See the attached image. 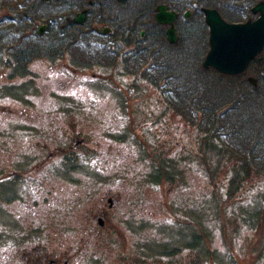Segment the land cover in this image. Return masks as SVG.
Segmentation results:
<instances>
[{"label":"rangeland","instance_id":"rangeland-1","mask_svg":"<svg viewBox=\"0 0 264 264\" xmlns=\"http://www.w3.org/2000/svg\"><path fill=\"white\" fill-rule=\"evenodd\" d=\"M69 57L35 60L23 76L0 71V264H33L28 258L37 250L44 253L43 247L50 254L71 247L68 255L71 260L75 255L77 264H88L94 254L109 264H133L134 254L151 256L147 246L133 248L135 233L154 231L150 227L180 251L175 264H188V255L198 252L194 244L216 234L221 215H215L211 193L225 189V179L220 176L212 188L193 166L184 167L179 182L147 184L153 164L140 150L146 140L154 145L145 152L167 157L176 151L177 159L183 150L196 153L194 130L170 110L163 114V104L147 83H137L135 91L134 77L103 64L73 68ZM107 193L118 206L106 208L109 215L98 230L96 215L107 207L99 206ZM224 215L236 253L207 264H255L246 253L253 244L262 251L264 235H251L243 218H234L241 214L233 201ZM259 258L264 264V250Z\"/></svg>","mask_w":264,"mask_h":264},{"label":"trees","instance_id":"trees-1","mask_svg":"<svg viewBox=\"0 0 264 264\" xmlns=\"http://www.w3.org/2000/svg\"><path fill=\"white\" fill-rule=\"evenodd\" d=\"M260 1L0 0V71L10 69L12 76H23L31 62L55 60L64 55L70 56L67 63L73 68L83 64L82 69L86 70L90 64H103L106 69L134 77L135 91L137 83L154 88L158 102L163 104V114L170 110L194 130L190 134L195 140L196 153L183 150L177 159L176 151L167 157L161 151L154 155L145 152V148L154 145L152 139L140 147L143 159L153 164L145 178L152 187L181 181L184 167L193 166L196 174H202L212 188L220 176L225 179V189L221 187L211 193L215 215H221L216 234L202 237L194 244L198 252L194 250L192 257L188 255V264H207L211 258L217 263L226 254L230 258L236 253L234 235L228 240L227 228L223 226V221H228L224 213L229 201H233V208H238L241 214L233 215L234 218H243L242 226L253 231L251 235H264V47L243 74L224 75L202 66L209 50L208 27L202 10L215 9L226 22L245 23L253 19L251 9ZM159 5L178 15L174 22L175 43L167 40V26L155 20ZM83 11L84 22L75 23L74 18ZM187 11L192 12L188 19L184 17ZM40 24L46 25L42 34L37 32ZM99 26L110 28V33L95 32L94 28ZM93 38V43L87 42ZM247 76L256 78V88ZM150 229L154 231L144 229L135 233L133 248L147 246L151 254L149 258L144 256L147 261L175 264L180 251L172 242L167 244L165 234L158 228ZM147 233L163 237L155 240ZM259 245L262 251L253 249V244L246 253V258L255 264H260L264 239ZM162 247L165 250L155 254L154 250ZM140 259L143 257L135 256L136 261ZM88 264L108 263L96 255Z\"/></svg>","mask_w":264,"mask_h":264},{"label":"water","instance_id":"water-1","mask_svg":"<svg viewBox=\"0 0 264 264\" xmlns=\"http://www.w3.org/2000/svg\"><path fill=\"white\" fill-rule=\"evenodd\" d=\"M253 12L260 13L257 20L244 24H231L226 22L214 9L202 10L205 24L209 29V51L202 63L204 69L213 68L226 75H236L245 70L247 64L264 46V2L256 5ZM184 16L188 18L189 12H186ZM84 17L85 12L83 11L74 18V22L81 24ZM154 17L157 23L168 26L167 40L169 43H175L177 37L173 23L177 14L168 10L167 6L159 5ZM43 30L44 26H40L38 33H42ZM100 31L108 34L110 29L104 27ZM250 83L256 87L253 79H250Z\"/></svg>","mask_w":264,"mask_h":264},{"label":"flooded vegetation","instance_id":"flooded-vegetation-1","mask_svg":"<svg viewBox=\"0 0 264 264\" xmlns=\"http://www.w3.org/2000/svg\"><path fill=\"white\" fill-rule=\"evenodd\" d=\"M262 2V1H261ZM85 12V11H84ZM252 14L255 15L254 18L252 20H250V22H253V20H256L259 16V13H254L253 10H252ZM85 16H86V13H85ZM85 20V17L83 19V22ZM82 22V23H83ZM104 27H95L94 30L95 32H101L100 29H102ZM44 29H46V25H44ZM99 30V31H97ZM102 33V32H101ZM110 33V32H109ZM108 33V34H109ZM108 34H104V35H108ZM258 55V54H257ZM256 55V56H257ZM255 59V57L247 64L245 70L243 72H241L242 74L247 72V69H248V65ZM250 79H253L257 85V80L255 77H252V76H247V80L248 82L250 83ZM251 84V83H250ZM252 85V84H251ZM74 148V146L72 147ZM58 149V148H56ZM60 150H62V148H59ZM74 150H78L77 149V145L76 147L74 148ZM72 152V151H71ZM76 152H73L72 154L75 155ZM81 185H82V181H81ZM109 193H110V190H109ZM106 203H102L100 204L99 206L101 205H107V207L103 206L101 209H100V212L99 215H96V222H97V229L98 230H103V224H104V221L107 220V215H109L107 213V210L108 209H111L114 205L115 206H118V202H116L115 199L113 198H110L109 197V194L107 193V197H106V200L104 201ZM99 204V203H98ZM107 208V210H106ZM115 215H113L111 218H114ZM113 220V219H112ZM114 221V220H113ZM97 232V231H96ZM108 238V244L109 242L111 241V237H107ZM113 244H116V243H113ZM101 245V244H100ZM39 248V247H38ZM117 248V247H116ZM43 250H44V253H40V250H37L35 251L34 253H32V258H28L27 260V263H29L30 261L33 262V264H77V259L75 257V255L73 256V259L71 260L70 256L68 254H70L72 252V248L71 247H66L64 249H55V251L53 253H49L48 249L46 250L45 247H43ZM93 256H96V254H94ZM128 256H131L130 253L129 254H125L124 255V258H128ZM136 256V255H135ZM23 257H25V255H23ZM124 264H126L125 261H123ZM147 259H145L143 257V259H140V263L139 264H147ZM108 263V262H107ZM109 264V263H108ZM133 264H137L136 263V260Z\"/></svg>","mask_w":264,"mask_h":264}]
</instances>
